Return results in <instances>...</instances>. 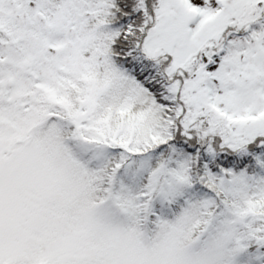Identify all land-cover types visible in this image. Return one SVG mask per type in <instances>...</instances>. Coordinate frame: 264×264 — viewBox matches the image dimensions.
<instances>
[{
	"label": "rangeland",
	"instance_id": "1",
	"mask_svg": "<svg viewBox=\"0 0 264 264\" xmlns=\"http://www.w3.org/2000/svg\"><path fill=\"white\" fill-rule=\"evenodd\" d=\"M98 1L0 0V264H219L228 252L223 238L217 245L207 239L181 248L173 227L156 249L142 243L124 226L129 206L113 193L106 201L90 202L84 165L63 142L37 137L50 109H71L57 96L74 89L67 81L74 78L85 92L76 93L79 105L68 124L77 129L88 123L84 132L100 139L90 142L77 133L76 151L91 154L96 163L104 156L110 126L103 132L96 128L97 102L119 85L111 79L122 77L104 68L102 40L89 26ZM191 3L203 9V16L183 0H159L147 49L151 55L170 53V72L185 77L175 87L186 120L194 123L196 115L206 113L203 127L218 128L224 142L241 146L264 135V0ZM102 68L104 74L96 75ZM41 100L47 109L42 110ZM215 107L224 110L223 116ZM124 131L118 125L110 133L118 137ZM152 178L154 204L161 209L169 196L188 187L184 177L165 166ZM253 182L244 175L220 180L231 193Z\"/></svg>",
	"mask_w": 264,
	"mask_h": 264
},
{
	"label": "trees",
	"instance_id": "2",
	"mask_svg": "<svg viewBox=\"0 0 264 264\" xmlns=\"http://www.w3.org/2000/svg\"><path fill=\"white\" fill-rule=\"evenodd\" d=\"M183 1L192 6L191 0ZM98 2L96 17L89 19V26L97 30L96 35L102 40L100 46L107 61L104 68L122 79H111L112 85H119L111 88L108 99L98 100L95 126L98 131L110 126V132L115 133L120 125L125 131L118 137L108 130L104 133L107 140L100 163L93 161L91 154L80 155L75 147L77 133L90 142L99 143L100 139L84 132L88 123H81L80 132L79 127L68 124L72 109L79 105L76 93L85 92L81 81L73 78L72 83L70 78L68 84H73L74 89L70 88L66 97L57 98L68 100L71 109H50V118L38 128L37 137L63 142L75 162L84 165L90 182V202L106 201L113 193L119 203L129 206L126 230L152 249L174 227L179 232L177 242L181 248L202 245L207 239L216 245L222 238L227 240V257L219 264H264V135L232 146L224 142L217 127L209 130L207 125L202 126V120L208 123L206 113L196 115L200 118L194 123L186 120L175 87L185 77L181 72H170V53L151 55L147 49L159 0ZM96 71L100 76L105 72L103 68ZM43 101L42 110L49 107ZM215 111L223 116L224 110L215 107ZM208 131L212 136L206 134ZM161 166L188 181L187 189L176 197L169 196L163 209L155 206L156 193L150 189L152 177ZM243 175L254 182L238 186L236 193L220 183L224 177ZM133 185L135 188L131 189ZM123 186L127 187L124 192Z\"/></svg>",
	"mask_w": 264,
	"mask_h": 264
},
{
	"label": "water",
	"instance_id": "3",
	"mask_svg": "<svg viewBox=\"0 0 264 264\" xmlns=\"http://www.w3.org/2000/svg\"><path fill=\"white\" fill-rule=\"evenodd\" d=\"M26 65L28 66V65H29V63H26Z\"/></svg>",
	"mask_w": 264,
	"mask_h": 264
}]
</instances>
